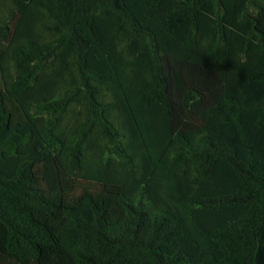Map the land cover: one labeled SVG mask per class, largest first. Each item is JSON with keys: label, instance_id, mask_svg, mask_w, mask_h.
Instances as JSON below:
<instances>
[{"label": "trees", "instance_id": "obj_1", "mask_svg": "<svg viewBox=\"0 0 264 264\" xmlns=\"http://www.w3.org/2000/svg\"><path fill=\"white\" fill-rule=\"evenodd\" d=\"M0 264H264V0H0Z\"/></svg>", "mask_w": 264, "mask_h": 264}]
</instances>
